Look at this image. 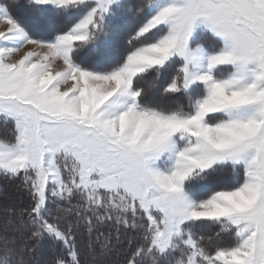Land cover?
I'll use <instances>...</instances> for the list:
<instances>
[{
    "label": "snow or ice",
    "instance_id": "1",
    "mask_svg": "<svg viewBox=\"0 0 264 264\" xmlns=\"http://www.w3.org/2000/svg\"><path fill=\"white\" fill-rule=\"evenodd\" d=\"M0 180V264H264V0H0Z\"/></svg>",
    "mask_w": 264,
    "mask_h": 264
},
{
    "label": "trees",
    "instance_id": "2",
    "mask_svg": "<svg viewBox=\"0 0 264 264\" xmlns=\"http://www.w3.org/2000/svg\"><path fill=\"white\" fill-rule=\"evenodd\" d=\"M4 193L7 196H5ZM16 198L19 199V201L17 202L18 206H26V204L28 203L26 193L17 190L14 184H11L7 181L0 180V204H3V205L11 204V202L16 201ZM108 230L109 229L107 227L103 229V231H108ZM43 254L47 255V257H44V258H48L47 251H45ZM44 258H41V259H44Z\"/></svg>",
    "mask_w": 264,
    "mask_h": 264
},
{
    "label": "rangeland",
    "instance_id": "3",
    "mask_svg": "<svg viewBox=\"0 0 264 264\" xmlns=\"http://www.w3.org/2000/svg\"><path fill=\"white\" fill-rule=\"evenodd\" d=\"M4 195L7 196L5 193H4ZM2 196H3V195H2ZM18 201H19V199L16 198V201L11 202V204L18 206V205H17V202H18ZM44 257H47V255H46V254H42L41 258H44Z\"/></svg>",
    "mask_w": 264,
    "mask_h": 264
}]
</instances>
